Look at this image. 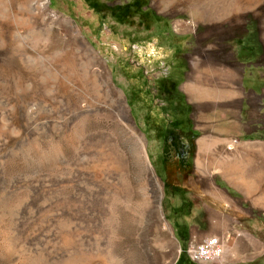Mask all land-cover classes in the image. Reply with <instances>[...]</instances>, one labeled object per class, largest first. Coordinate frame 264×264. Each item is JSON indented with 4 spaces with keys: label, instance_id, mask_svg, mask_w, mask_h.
I'll use <instances>...</instances> for the list:
<instances>
[{
    "label": "rangeland",
    "instance_id": "1",
    "mask_svg": "<svg viewBox=\"0 0 264 264\" xmlns=\"http://www.w3.org/2000/svg\"><path fill=\"white\" fill-rule=\"evenodd\" d=\"M249 143L264 245V0H0V264H189Z\"/></svg>",
    "mask_w": 264,
    "mask_h": 264
},
{
    "label": "crops",
    "instance_id": "2",
    "mask_svg": "<svg viewBox=\"0 0 264 264\" xmlns=\"http://www.w3.org/2000/svg\"><path fill=\"white\" fill-rule=\"evenodd\" d=\"M239 155L243 161L237 162L236 180L232 182L227 180L228 185L234 187L237 194L233 195L227 188L222 189L218 186L209 195V197L213 196L222 209H227L228 212H218L211 205L203 203L204 212L200 219L204 225L203 228L193 225L192 232L189 228L181 230L179 238L184 241L193 235L194 239L200 241L214 235L223 240L226 235H229L223 247L221 264H264V259L259 258L264 252L263 241L257 238L251 230V228L259 229L256 224L251 225V221L256 204L254 196L263 191L258 190L256 185L255 167L251 164V143L239 150ZM189 264L197 263L190 262Z\"/></svg>",
    "mask_w": 264,
    "mask_h": 264
},
{
    "label": "bare ground",
    "instance_id": "3",
    "mask_svg": "<svg viewBox=\"0 0 264 264\" xmlns=\"http://www.w3.org/2000/svg\"><path fill=\"white\" fill-rule=\"evenodd\" d=\"M158 41V40H157ZM158 43H160L159 41H158ZM154 49V45L152 44V45H150V46H148V48L146 49L147 50V54H150V51H152ZM162 49V48H161ZM166 51H165V53H168V50L167 49H165ZM143 50L141 49L140 50V52H141V54H142V56L144 55V52H142ZM160 51V50H159ZM164 54V53H163ZM162 54V55H163ZM147 59L148 60H151V58H149V57H147ZM57 62V61H56ZM221 86V85H220ZM222 89V88H221ZM192 91H194V92H196V95H198L197 97L198 98H200V99H203V98H209V97H211V98H215V99H221V98H224L225 97V95H227V92L228 91H221V90H217V89H215V90H212V89H208V88H203V87H197V86H192V85H189L188 87H187V92H192ZM209 107V106H208ZM226 107V106H225ZM229 107H233V104H231V105H228V107L227 108H229ZM230 110V109H229ZM228 110V111H229ZM232 110V109H231ZM230 110V111H231ZM84 112V110L83 109H81L79 112H78V114L80 115V114H82ZM225 114V113H224ZM228 114V113H227ZM222 116V115H221ZM221 118V117H220ZM230 118V117H229ZM234 119V118H233ZM235 124V123H234ZM222 132V131H221ZM224 132H230L229 130H227V129H224ZM222 134H223V132H222ZM226 135V134H225ZM227 136H228V134H227ZM222 138V137H221ZM219 144H227L226 145V147H227V149L228 150H230L231 151V153H232V151L235 149V143H234V141H229L228 139H220V138H216V139H212V140H208L207 139V137H203V138H201V139H199L198 140V148H199V150H203L204 148L205 149H213V151H216L217 150V148H218V146L217 145H219ZM216 147V148H215ZM200 161V160H199ZM226 161L228 162V164H227V168H226V176L230 179V180H232V181H234V179H233V176L231 175V171L228 169V168H232V169H234V164L232 163V159H230V158H228L227 157V159H226ZM197 164L199 165V162H197ZM218 169L219 168H215L214 167V171L216 172V171H218ZM221 171V170H220ZM230 175V176H229ZM231 181V182H232ZM157 182V181H156ZM156 187H158V189H159V192H160V195H161V188H160V184H159V182L157 183V186ZM223 246V245H222ZM224 247V246H223Z\"/></svg>",
    "mask_w": 264,
    "mask_h": 264
},
{
    "label": "built area",
    "instance_id": "4",
    "mask_svg": "<svg viewBox=\"0 0 264 264\" xmlns=\"http://www.w3.org/2000/svg\"><path fill=\"white\" fill-rule=\"evenodd\" d=\"M223 241L217 236H211L200 243H190L186 254L192 262L200 264H221Z\"/></svg>",
    "mask_w": 264,
    "mask_h": 264
}]
</instances>
